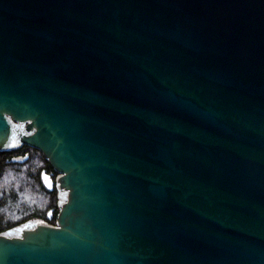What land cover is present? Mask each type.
I'll return each instance as SVG.
<instances>
[{"label":"water","instance_id":"obj_1","mask_svg":"<svg viewBox=\"0 0 264 264\" xmlns=\"http://www.w3.org/2000/svg\"><path fill=\"white\" fill-rule=\"evenodd\" d=\"M16 124L67 197L0 264H264V0H0Z\"/></svg>","mask_w":264,"mask_h":264},{"label":"trees","instance_id":"obj_2","mask_svg":"<svg viewBox=\"0 0 264 264\" xmlns=\"http://www.w3.org/2000/svg\"><path fill=\"white\" fill-rule=\"evenodd\" d=\"M31 151L16 165L9 161L10 151L0 152V233L28 220L57 224L60 196L42 179V171L53 176L57 171L39 149Z\"/></svg>","mask_w":264,"mask_h":264},{"label":"flooded vegetation","instance_id":"obj_3","mask_svg":"<svg viewBox=\"0 0 264 264\" xmlns=\"http://www.w3.org/2000/svg\"><path fill=\"white\" fill-rule=\"evenodd\" d=\"M28 133L29 132H28V128H27L26 124H16L15 137H14V139L10 145V148L8 150H5V151H0V152L10 151L8 157L10 159L9 161H11L10 162L11 165H16V161H22L26 157H31V155H32L31 149L33 150L35 147H32L28 144L21 142V137L24 134H28ZM35 149H38V148H35ZM57 176H58V172H57L56 176H53L51 173L47 172L46 170L42 171V179H43L44 183L49 188H53V187L57 188L59 196H60V205H61L62 201H64L66 199L67 195L64 191H60L58 189L57 182H56ZM57 219H58V217H57ZM41 222H43V221L28 220L26 222L14 225L13 227L6 229L3 233L8 234L10 236H21L24 227H26L28 225H34L36 223H41ZM45 223H47V222H45ZM53 225H57V224H53Z\"/></svg>","mask_w":264,"mask_h":264}]
</instances>
